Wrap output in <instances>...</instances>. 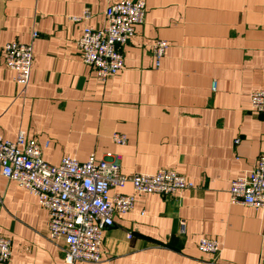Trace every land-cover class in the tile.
<instances>
[{
    "label": "crops",
    "instance_id": "0c3cea01",
    "mask_svg": "<svg viewBox=\"0 0 264 264\" xmlns=\"http://www.w3.org/2000/svg\"><path fill=\"white\" fill-rule=\"evenodd\" d=\"M144 1L123 69L99 82L77 43L86 25L105 26L119 0H0V135L16 141L24 131L52 165L112 153L122 172L167 169L195 185L172 196L126 186L134 207L114 215L102 260L74 264H264V208L229 202L231 182L264 155V116L250 101L264 88V0ZM86 8L90 19L72 20ZM156 40L168 44L159 65ZM9 42H33L24 95L5 64ZM47 219L32 193L0 175V235L12 242L0 264H67ZM202 238L219 242L217 255L198 250Z\"/></svg>",
    "mask_w": 264,
    "mask_h": 264
},
{
    "label": "built area",
    "instance_id": "2783aa9c",
    "mask_svg": "<svg viewBox=\"0 0 264 264\" xmlns=\"http://www.w3.org/2000/svg\"><path fill=\"white\" fill-rule=\"evenodd\" d=\"M147 3L144 0H119L110 4L104 14L106 24L98 29L86 25L77 45L85 65L96 71L97 80L104 82L118 75L124 67L122 46L135 34L137 25L144 23ZM88 8L73 21L90 19ZM37 36L33 30L32 39ZM32 43L9 42L2 47L5 64L15 73L19 95L27 92L34 55ZM168 44L156 40L152 53L159 65ZM215 88V87H214ZM255 113L264 116V88L250 95ZM118 145L126 144L125 134L112 135ZM40 143L27 138L24 131L16 141L0 135V175L14 181L20 188L32 193L47 210L48 239L59 248L64 261L99 262L103 258L104 233L114 225L117 213L125 214L134 205V195L122 191L126 186L135 193H156L172 196L179 190L195 188L176 171L160 169L156 174L126 173L121 171L118 156L106 153L103 158L92 155L86 162L64 157L59 164L45 161ZM229 202L264 208V155L258 158L254 169L231 182ZM185 233V222L180 223ZM131 238V234H127ZM12 242L0 235V262L11 255ZM198 250L214 254L220 250L215 239L202 238ZM210 264H215L210 261Z\"/></svg>",
    "mask_w": 264,
    "mask_h": 264
}]
</instances>
